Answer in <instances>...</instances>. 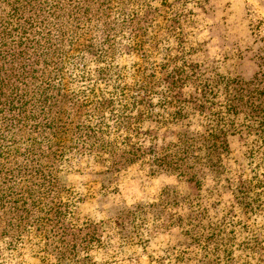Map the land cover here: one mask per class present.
<instances>
[{
    "label": "rangeland",
    "instance_id": "374dc122",
    "mask_svg": "<svg viewBox=\"0 0 264 264\" xmlns=\"http://www.w3.org/2000/svg\"><path fill=\"white\" fill-rule=\"evenodd\" d=\"M116 17L124 28L110 25L111 38L123 35L111 68L93 55H69L84 78L66 79L75 90L110 80L104 93L140 101L119 128L111 115L123 106L106 111L103 139L128 137L146 158L160 157L183 136L208 140L209 127L219 126L227 150L196 144L195 181L152 175L140 161L114 170L105 154H68L58 179L77 195L72 218L96 230L56 256L51 241L24 229L15 245H0V264H264V126L245 108L227 115L224 83L206 81L259 75L264 0H127Z\"/></svg>",
    "mask_w": 264,
    "mask_h": 264
},
{
    "label": "trees",
    "instance_id": "16d2710c",
    "mask_svg": "<svg viewBox=\"0 0 264 264\" xmlns=\"http://www.w3.org/2000/svg\"><path fill=\"white\" fill-rule=\"evenodd\" d=\"M126 1L0 0V245H15L28 229L51 241L55 255L62 256L87 242L80 241L81 233L96 230L98 224L72 218L77 195L58 179L68 154H105L114 170L140 161L152 175L195 181L189 163L196 144L207 141L208 153L226 152L227 131L211 126L208 140L207 133L183 136L164 155L146 158L130 138L102 136L110 126L106 111L114 103L123 106L118 116L111 115L119 128L140 101L122 91L104 93L115 84L110 80H101L95 89L67 88L66 79L84 78L80 62L69 55H93L111 68L123 35L111 38L110 25L115 21L123 31L116 15ZM261 60L262 70L251 82L219 75L206 81L210 88L224 83L227 115H240L245 108L247 117L264 126Z\"/></svg>",
    "mask_w": 264,
    "mask_h": 264
}]
</instances>
